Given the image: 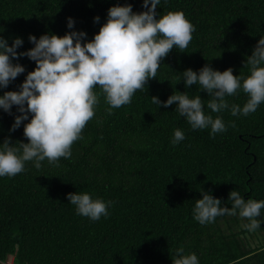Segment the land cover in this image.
<instances>
[{
	"label": "trees",
	"instance_id": "1",
	"mask_svg": "<svg viewBox=\"0 0 264 264\" xmlns=\"http://www.w3.org/2000/svg\"><path fill=\"white\" fill-rule=\"evenodd\" d=\"M128 4L134 13L147 10L143 0H0V36L9 46L21 38L17 52L35 46L30 35L38 40L82 31L88 42L107 22L111 7ZM168 11H183L195 27L186 52L173 48L156 79L111 114L97 86L95 116L59 167L44 160L36 169L28 161L23 172L0 177V264H173L180 247L195 253L199 264H264V209L255 232L241 227L249 221L238 210L205 225L193 215L204 192L220 199L221 207L231 208L233 190L245 201L264 200V103L247 116H233L231 105L243 108L248 99L241 88L225 97L228 109L213 113L208 93L199 84L186 88L182 74L210 65L247 77L246 58L264 37V0H161L158 15ZM13 63L25 72L0 88V96L19 91L36 67L27 56ZM175 92L200 95L205 114L221 117L227 130L213 137L210 126L193 129L175 110L177 104L152 103L151 97L166 102ZM17 115H22L18 106L11 114L0 109V144L9 137L28 142L23 129L31 114L10 131ZM177 128L185 139L173 145ZM83 192L112 201L108 216L92 221L78 215L67 196Z\"/></svg>",
	"mask_w": 264,
	"mask_h": 264
},
{
	"label": "clouds",
	"instance_id": "2",
	"mask_svg": "<svg viewBox=\"0 0 264 264\" xmlns=\"http://www.w3.org/2000/svg\"><path fill=\"white\" fill-rule=\"evenodd\" d=\"M160 2L143 0L147 10L141 13H134L131 4L111 7L107 22L88 42H85L87 33L82 31H70L62 37L45 34L38 40L30 35L29 40L35 46L26 52H17L23 44L21 38H16L9 46L0 36V88H7L25 72L22 65L13 63V59L27 56L36 63L35 70L27 74L19 91H7L0 96V109L11 114L15 105L22 114L15 117L10 131L28 121L31 114L30 122L24 124L23 129L27 143H13L9 137L0 144V177H14L23 172L28 161H34L36 169L41 168L44 160L59 167V160L71 157L73 144L82 139L84 128L95 116L99 103L97 86L111 114L112 109L130 104L134 94L142 90L149 79H156L161 61L173 48L186 52L193 39L194 25L183 11L158 15ZM99 19L97 16L95 21ZM67 26L74 27L72 18ZM244 67L250 72L247 77L234 75L232 68L221 72L210 65H205L198 73L189 68L182 74L186 88L199 84L202 91L208 93L211 99L207 108L213 113L228 109L225 97L235 95L242 88L248 96L247 102L243 108L231 105V114L247 116L264 103V37L246 58ZM151 98L153 104L165 108L177 104L175 110L187 118L193 129L210 126L213 137L227 130L221 117L205 114L200 95L189 98L186 92H175L166 102L158 97ZM231 126H235L234 122ZM184 139V133L177 128L172 144ZM67 199L76 206L78 215L92 221L107 217L108 206L113 203L93 199L87 192L69 193ZM229 200L231 208L221 207L220 199L204 192L203 198L195 203L194 219L205 225L215 222L218 216H235L238 210L239 216L249 221L241 224L242 228L249 232L260 228L261 221L257 217L264 209V200L245 201L236 190L230 193ZM172 259L173 264H199L197 255L185 254L183 247L176 250Z\"/></svg>",
	"mask_w": 264,
	"mask_h": 264
}]
</instances>
